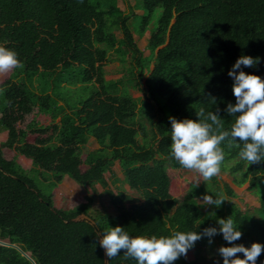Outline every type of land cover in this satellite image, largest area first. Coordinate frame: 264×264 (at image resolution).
I'll return each instance as SVG.
<instances>
[{
    "label": "trees",
    "instance_id": "1",
    "mask_svg": "<svg viewBox=\"0 0 264 264\" xmlns=\"http://www.w3.org/2000/svg\"><path fill=\"white\" fill-rule=\"evenodd\" d=\"M128 6L123 9L119 0H0V43L20 58L0 83V127L7 131L0 143V239L19 245L36 264H106L99 233L80 215L91 218L101 235L121 224L131 235L157 236L219 227L217 218L231 215L243 233L235 243L264 242V189L254 212L241 209L231 199L233 188L220 185L216 175L204 184L190 183L179 200L170 167H185L169 156V116L196 118L200 106L215 108L209 93L217 98L225 128L234 122L223 109L236 101L228 69L239 55L259 56L245 70L264 77V0H134ZM140 7L133 29L130 20ZM147 32L146 55L135 35ZM112 59L124 70L118 79L106 78L105 63ZM35 108L50 123L34 118L20 127ZM90 138L98 147L83 158ZM222 146L224 161H235L221 170L236 185L252 191L264 186V160L241 158L242 141ZM4 147L30 158L47 189L15 158L7 159ZM115 161L138 200L122 185L108 187L105 173ZM66 175L92 189L101 184L115 212H90L91 195L73 208H58L53 189ZM217 192L227 198L219 206L197 201ZM227 243L221 233L212 243L204 236L188 250L194 258L177 260L206 264L207 254ZM257 261L264 264V251ZM107 263L137 260L121 249ZM0 264L34 263L16 247L0 244Z\"/></svg>",
    "mask_w": 264,
    "mask_h": 264
},
{
    "label": "clouds",
    "instance_id": "2",
    "mask_svg": "<svg viewBox=\"0 0 264 264\" xmlns=\"http://www.w3.org/2000/svg\"><path fill=\"white\" fill-rule=\"evenodd\" d=\"M259 56L241 54L228 69L233 78L232 89L236 101H228L223 111L234 115L235 120L225 128L220 105L216 96L208 94L210 103L215 108L196 109V118H178L170 115L171 140L169 156L185 168L196 169L205 180L221 171L225 160L222 143L242 141L239 155L252 163L264 160V77L257 72L246 71L245 67L255 66ZM20 63L19 53L0 43V71L8 70ZM227 198L223 192L214 196L203 195L208 205L219 206ZM217 225H208L202 230H177L170 235H131L124 225L116 224L98 234L99 244L110 259L124 249L126 256L135 257L137 264H173L198 239L213 237L221 233L227 244H221L217 251L222 257V264H258L257 258L264 251V242L253 241L250 245L235 243L242 236V229L231 215L218 217ZM243 253V255H237Z\"/></svg>",
    "mask_w": 264,
    "mask_h": 264
},
{
    "label": "rangeland",
    "instance_id": "3",
    "mask_svg": "<svg viewBox=\"0 0 264 264\" xmlns=\"http://www.w3.org/2000/svg\"><path fill=\"white\" fill-rule=\"evenodd\" d=\"M134 0H119V5L127 10L129 8L128 5H133ZM141 10L136 9L137 15H133L130 23L131 27L135 29V27L139 24L141 17ZM143 11V10H142ZM159 10H157L156 13H158ZM119 34V33H118ZM137 34V33H136ZM119 36H121L119 34ZM149 36V33H145L142 36L135 35V38L137 40V43L139 47L144 51V53L147 55L149 54V50L146 47L147 44V38ZM12 68L0 71V83L4 81L5 78L8 77V75L12 72ZM105 70H106V78L108 79H118L122 77L124 70L122 69V65L117 59L108 60L105 63ZM130 91L133 96L140 97L142 96V93L136 89L130 88ZM1 100V96H0ZM3 103L0 101V106H2ZM36 119L40 124H48L51 121L50 116L43 114L38 111L37 108L34 109L33 112L28 114L25 118V120L20 123V127L24 128L27 123L32 120ZM1 143V142H0ZM97 142H91L89 144H86L83 150L82 157L85 158L87 153L92 150L93 148H96ZM3 154L7 159H11L15 154L14 149L4 147L3 148ZM235 160L230 159L226 160L222 163V165L230 166ZM24 164V163H23ZM25 170L27 171L28 175L34 180V182L39 185L44 190L47 189V182L43 180L42 176L38 174L37 171L31 170L32 168V162L29 161L27 164H24ZM171 173L174 177L173 179V186H172V193L175 197H177L179 200L183 199L185 194L187 193V190L189 188L190 183L194 184H204L207 183L208 180H205L201 173H199L196 169H190V168H173L170 167ZM48 173H44V176H48ZM217 176V181L220 185H223V183H228L234 190L235 196L231 197V199L241 208V209H248L252 210L253 208H256L259 206V198L261 196L262 190L264 189V186H258L254 189V191L250 190L248 188L247 184H244L242 186H238L233 182V175L228 170H221ZM106 181L108 183V187L110 189L116 190L115 185H120L125 183L123 172L118 165V163H115L111 166V172L105 173ZM69 178L74 184L79 185L74 179L71 177ZM65 178V183L60 182L54 189H53V199L54 203L59 208H73L78 205V202H81L84 200L85 196L91 195L94 197V200L90 207V212L96 213L97 211H105L109 213H114L115 208L112 206L109 200V196L104 192V187L100 184H97L93 189L91 187L86 188L82 190L81 192H78L76 189L73 190L72 187H69V179ZM118 179L115 183L114 181ZM64 183V184H63ZM127 183V182H126ZM62 184V185H61ZM94 190V192L92 191ZM128 193L135 199L138 200L136 197L137 194L134 190L131 188H128ZM84 194V195H83ZM84 196V197H83ZM197 201L201 203H205L206 201L203 200V196H200L197 198ZM130 204V202H128ZM207 206L203 207V210L206 209ZM254 212V211H253ZM252 212V213H253ZM258 215L261 216L259 213ZM84 216L80 215L79 217ZM183 258L187 260H191L194 258V253L192 250L188 251L187 255H183ZM177 264H184L182 261L177 260ZM206 264H222V257L220 254L215 250L213 253L207 254V262Z\"/></svg>",
    "mask_w": 264,
    "mask_h": 264
},
{
    "label": "crops",
    "instance_id": "4",
    "mask_svg": "<svg viewBox=\"0 0 264 264\" xmlns=\"http://www.w3.org/2000/svg\"><path fill=\"white\" fill-rule=\"evenodd\" d=\"M6 137H7V131L6 130H4V129H2L1 127H0V142H2V141H4L5 139H6ZM91 142H96L93 138H90V140L88 141V143L87 144H89V143H91ZM98 147V144H97V146H96V148ZM93 149H95V148H93ZM92 149V150H93ZM91 151V150H90ZM12 158H15L16 159V161L25 169V167H24V164H27L29 161H31V159L30 158H28V157H26V156H24V155H21V154H15V156H13ZM11 158V159H12ZM32 162V161H31ZM24 163V164H23ZM115 163H118V161H115L114 162V164ZM113 164V165H114ZM118 165H119V163H118ZM66 177H69L68 175H66V176H64V178H63V180H62V182H64L65 181V178ZM66 179H69V178H66ZM69 181V187H72V189L73 190H77L78 192H81L82 190H84V189H86V188H88L89 189V186H82V185H76V184H74L70 179L68 180ZM118 182V181H117ZM65 183V182H64ZM63 183V184H64ZM97 184H99V183H96L95 185H94V187L97 185ZM62 185V184H61ZM101 185V184H100ZM120 185H122L126 190H127V192H128V188H130L129 187V185L125 182L124 184H123V181H122V184H120ZM115 186H117V185H115ZM93 192H94V190H93ZM84 195V194H83ZM84 197V196H83ZM92 198H93V200H94V197L92 196ZM83 201V200H82ZM81 201V202H82ZM80 202H78V204H79ZM59 208V207H58ZM69 208H71V207H69ZM66 209H68V208H66Z\"/></svg>",
    "mask_w": 264,
    "mask_h": 264
},
{
    "label": "water",
    "instance_id": "5",
    "mask_svg": "<svg viewBox=\"0 0 264 264\" xmlns=\"http://www.w3.org/2000/svg\"><path fill=\"white\" fill-rule=\"evenodd\" d=\"M78 219H85V220H87V221H89L90 223H92L93 225H94V227L96 228V231L101 235V231H100V229H99V227L97 226V224L91 219V218H89V217H87V216H81V217H79ZM0 244H4V245H9V246H13V247H16L17 249H19L27 258H29L34 264H36L35 263V261H34V259L30 256V254L29 253H27V252H25L19 245H17V244H14V243H11V242H9V241H6V240H1L0 239ZM105 256H106V253H105ZM106 264H108L107 263V256H106Z\"/></svg>",
    "mask_w": 264,
    "mask_h": 264
}]
</instances>
